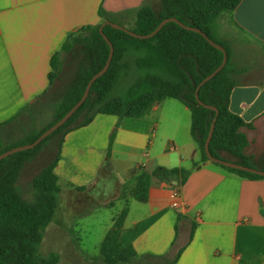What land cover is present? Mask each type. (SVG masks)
Instances as JSON below:
<instances>
[{"label": "crops", "instance_id": "crops-1", "mask_svg": "<svg viewBox=\"0 0 264 264\" xmlns=\"http://www.w3.org/2000/svg\"><path fill=\"white\" fill-rule=\"evenodd\" d=\"M145 6L158 11L161 0H0V152L36 131L30 129L27 110L51 88L52 58L69 35L108 20L135 25ZM226 17L249 40L230 55L236 81L230 110L249 125L241 130L249 140L246 154L257 168H264V0H242ZM174 168L190 171L177 209L173 208L177 180L155 175L157 170ZM143 171L152 175L146 203L130 195ZM55 172L61 199L64 193L71 205L81 198L94 199L83 203V215L90 213V205L115 207L127 200L106 227V235L128 208L120 243L132 246L145 264H157L154 260L168 264L171 259L173 264H264V179L244 178L203 162L191 134V112L176 99L154 104L143 118L97 115L88 126L66 135ZM103 172L104 179L121 177L119 185L128 192L125 199L114 197L119 185L114 192L104 185L95 197L93 190ZM109 198L114 205H107ZM59 207L60 199L57 212ZM77 229L75 223L69 226L68 240L61 246L67 254L58 253L59 264H78L74 256L79 252L73 250L80 248L82 237L76 235Z\"/></svg>", "mask_w": 264, "mask_h": 264}, {"label": "trees", "instance_id": "trees-1", "mask_svg": "<svg viewBox=\"0 0 264 264\" xmlns=\"http://www.w3.org/2000/svg\"><path fill=\"white\" fill-rule=\"evenodd\" d=\"M241 1L161 0L158 11L150 6L141 8L137 13L135 27L130 31L148 35L164 19L176 18L185 25L200 29L226 49L227 64L199 91L200 100L219 111L210 152L215 158L257 168L254 158L246 154L249 140L241 131L249 125L230 110L231 92L236 86V81L233 77L230 51L218 38L216 28L219 19L231 14ZM101 25L86 26L71 33L62 49L53 56L52 72L49 74L51 86L56 79V70L63 54H76L77 49L83 47L91 61L90 69L79 74L71 90L56 103L53 121L21 142L3 149L0 154L35 142L79 102L91 78L103 69L109 59L110 47L100 33ZM104 33L113 44L114 55L108 71L93 83L83 105L38 146L0 161V264H59L58 253H40L45 231L55 217L60 199L61 189L55 169L66 135L88 126L99 114L116 115L120 120L143 118L154 104L166 99H176L190 110L192 137L201 150L202 161H209L205 143L216 111L202 106L196 98V92L199 84L221 66L224 53L213 47L202 34L188 30L176 22L167 23L149 39L133 37L110 25L105 26ZM131 54L135 55L132 63L135 70L134 80L121 93L114 95L120 80L127 77L131 71V64L128 62ZM55 138H59L55 159L33 177L34 200L28 201L17 188L19 177L40 147ZM114 138L115 133L110 139L109 157ZM215 165L244 178L264 179L246 171ZM189 174L190 171L185 168L155 172V175L163 178H174L179 188L186 183ZM151 179L152 175L144 171L136 176L135 185L130 192L136 201L148 202ZM127 214L128 208H125L101 244V257L106 264H129L138 258L132 246L125 247L120 243V234ZM194 228L195 226L192 233Z\"/></svg>", "mask_w": 264, "mask_h": 264}, {"label": "rangeland", "instance_id": "rangeland-1", "mask_svg": "<svg viewBox=\"0 0 264 264\" xmlns=\"http://www.w3.org/2000/svg\"><path fill=\"white\" fill-rule=\"evenodd\" d=\"M134 27L135 25L133 24L127 26L126 28L132 30ZM216 28L218 38L226 44L230 51V55H233L235 47L238 44H243L244 42L249 41L247 39V34L232 21H229L226 16L219 19ZM134 57V54H131L128 57V62L131 64V71H129V75L127 77H123L120 80L118 86L114 91V95L121 93L134 80L135 70L134 66L132 65ZM90 67L91 61L89 55L87 51L83 49V47H79L76 54H63L61 56L59 66L56 70L57 76L53 85L36 104L31 106L27 110V114L30 116V129H36L33 134L39 131L37 130V128L43 125L45 128L49 124H47L49 120L50 123L53 121L56 103L61 101L63 97L66 96L67 93L71 90L77 76L90 69ZM261 67V70L263 71L261 73V76L264 77V64H262ZM58 143L59 138H55L43 144L42 147H40V149L37 151V153L28 161L24 171L20 175L17 188L21 191L26 200H34V189L32 184L33 177L46 164L52 162L55 159L59 146ZM105 176V172L101 173L100 182L93 190V194L97 199L99 198L98 195L103 192L104 185H107L113 191L120 183L121 177L114 176L104 179ZM103 194L107 195L105 192ZM119 195H122L124 199L128 195L127 190L122 189L120 185L117 187L114 197H117ZM81 200H78V202L74 201L71 205L70 197L69 195H67V193L63 194L62 199L60 195L59 210L56 214L54 223L50 224L46 229L42 244L40 246V253L42 255H48L51 252L60 253L61 251H63V249H61V246H63L64 241L68 240L67 230L70 225L75 223L76 230H78V227L80 228L76 235L82 237V243H79L80 248L78 250H73L79 252V255L74 256L77 258V260H79L78 264H106L102 259H100L101 241L106 235V227L111 225L113 217L117 216V214L122 210V208L126 205L127 200L125 199L124 202L121 201L117 203L115 207L100 206L99 203L94 204L93 206L90 205L92 209L90 213L86 215H83V213L81 212L83 203L90 204L94 203L95 201L94 199L93 202H90L88 200ZM106 203L107 205L108 203L114 205L115 201H110L109 198L106 199ZM57 235L59 236V238L56 239L55 237ZM72 236L73 238H75L74 233H72ZM63 252L64 255L65 252L67 254V250H64ZM86 256H88L92 260L86 258ZM148 261L153 262L152 260ZM154 261L158 264V260ZM173 261L174 260L171 259L168 264H173ZM146 262V259H135L129 264H145Z\"/></svg>", "mask_w": 264, "mask_h": 264}, {"label": "water", "instance_id": "water-1", "mask_svg": "<svg viewBox=\"0 0 264 264\" xmlns=\"http://www.w3.org/2000/svg\"><path fill=\"white\" fill-rule=\"evenodd\" d=\"M169 22H176L178 24H180L182 27L191 30V31H195L197 33L202 34L206 40H208V42L215 48H217L218 50H221L224 53V60L223 63L221 64V66L219 68H217L212 74H210L209 76H207L198 86L197 88V92H196V98L198 100V102L202 105L205 106L208 109L214 110L216 111V117L214 118L212 125H211V129L208 135V138L206 140L205 143V152L206 155L209 159L210 162L215 163V164H219L222 165L224 167H228V168H232V169H236V170H242V171H246L252 174H256L259 176L264 177V170L259 169V168H253V167H248V166H244L242 164L230 161V160H222V159H218L215 158L211 152H210V143H211V139L213 137L214 134V130H215V125H216V121H217V116L219 114V111L217 108L210 106V105H206L204 104L200 98H199V91L201 89L202 86H204L207 82H209L210 80H212L227 64V60H228V56H227V52L226 49L217 44L216 42H214L213 40H211L207 35H205L200 29L197 28H193L191 26L185 25L184 23H181L179 20H177L176 18H167L164 19L159 26L150 34L148 35H140L137 34L135 32L130 31L129 29H127L126 27L114 23L112 21H105L101 27H100V33L103 36V38L105 39V41L108 43L109 47H110V55H109V59L106 63V65L103 67L102 70H100L98 73H96L91 80L89 81L86 90L82 96V98L79 100V102L62 118L60 119L58 122H56L53 126H51L48 130H46L35 142L30 143V144H26L23 146H18L15 147L13 149H10L2 154H0V161L15 154L18 152H22V151H26V150H30L35 148L36 146H38L41 142H43L47 137H49L51 134H53L56 130H58L61 126H63L75 113L76 111L83 105V103L87 100L89 94H90V90L92 88L93 83L99 79L100 77H102L109 69L113 55H114V47L112 42L109 40V38L105 35L104 33V28L107 25H110L111 27L118 29V30H122L128 34H130L133 37L139 38V39H149L151 37H154L167 23Z\"/></svg>", "mask_w": 264, "mask_h": 264}, {"label": "built area", "instance_id": "built-area-1", "mask_svg": "<svg viewBox=\"0 0 264 264\" xmlns=\"http://www.w3.org/2000/svg\"><path fill=\"white\" fill-rule=\"evenodd\" d=\"M180 194V188L177 185V183L173 184V197H174V202H173V208L177 209L179 208V203H178V198Z\"/></svg>", "mask_w": 264, "mask_h": 264}]
</instances>
